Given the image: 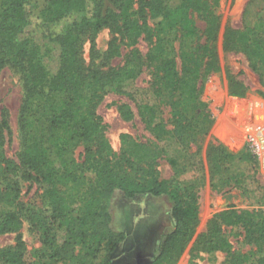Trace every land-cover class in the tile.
I'll use <instances>...</instances> for the list:
<instances>
[{"label":"trees","instance_id":"16d2710c","mask_svg":"<svg viewBox=\"0 0 264 264\" xmlns=\"http://www.w3.org/2000/svg\"><path fill=\"white\" fill-rule=\"evenodd\" d=\"M219 1L181 0L169 5L166 0H143L136 8L134 0H45L39 14L30 0L2 1L0 72L6 66L21 72L24 93L17 159L5 151L13 135L10 112L4 107L0 113V233L17 232L14 245L0 248V264L69 260L75 264H117L109 256L125 234L112 228L108 201L118 189L128 198L143 193L169 196L173 229L162 238L153 260L141 264L179 259L199 221L198 190L193 184L182 186L175 177L161 178L157 157L167 145H190L194 136L206 134L212 127L202 91L208 74L219 68L211 44L219 26ZM262 5L264 0H254L250 6L254 12L248 14L259 15L257 8ZM197 16L207 25L205 42L201 41ZM249 22L244 30L227 31L226 46L262 53V41ZM108 25L122 37V43L133 45L142 35L151 41L146 63L153 78V100L139 101L138 111L155 137L150 144L156 149L130 135L123 136L122 157L140 160L146 166L144 175L129 180L115 170L118 154L106 136L97 106L109 89L127 93V84L138 72L129 63L122 67L109 64L108 60L121 55L118 37L104 52L106 64L95 60L87 64L83 57L86 32L96 34ZM176 38L184 45L179 54L173 48ZM92 53L93 58L98 55L95 46ZM232 93L242 95L243 91ZM162 105L170 110L167 121L161 116ZM120 112L125 118L133 115L127 104L120 106ZM38 123H42V133L37 132ZM227 155L257 163L255 155L245 149ZM19 177L34 181L42 190L39 206L20 200ZM233 179L255 207L231 206L217 212L192 250H221L227 255L223 264H264V185L245 173ZM22 214L31 229L41 233L44 251L28 252L20 232ZM229 226L244 230L245 241L257 247L255 257L234 248L226 230Z\"/></svg>","mask_w":264,"mask_h":264},{"label":"rangeland","instance_id":"374dc122","mask_svg":"<svg viewBox=\"0 0 264 264\" xmlns=\"http://www.w3.org/2000/svg\"><path fill=\"white\" fill-rule=\"evenodd\" d=\"M3 0H0V8ZM33 10L41 13L45 0H30ZM136 8L143 0H134ZM167 4L175 5L181 0H166ZM254 0H220L217 8L219 26L214 34L213 43L218 58L219 68L211 70L202 91V99L212 121L208 133L194 136L190 145H167L166 151L157 157L156 167L160 177L171 179L175 177L179 183L193 184L198 190L200 205L199 221L192 240L176 262L163 264H223L226 253L221 250L210 252L192 250L198 236L207 230L209 220L219 211L234 206L237 209H253V199L243 193L241 188L234 185V176L245 173L255 176L261 185H264V169L257 154L254 153L246 139V129L242 122L249 110V105L264 101V52L248 53L238 47L226 46V33L244 30L250 20L254 35L258 36L264 46V5L257 8L259 15L253 13L251 4ZM197 25L202 36L201 41L207 40V25L202 17L197 16ZM118 37L121 45V55L108 60L115 67L129 65L136 69L138 75L127 84V93H118L107 90L97 106L98 113L106 124V136L113 150L118 154L114 163L116 172L122 179L140 178L146 173L145 163L133 158H123V136L130 135L140 143L151 145L154 135L146 127L138 111V102L143 99H152L151 85L153 78L147 65L146 55L151 47V41L142 35L137 43H122V37L115 32L113 26L108 25L98 33L91 31L84 35L83 57L87 64H106L103 59L109 42ZM182 45L181 39L174 40V53L179 54ZM98 52L93 58L92 48ZM184 46V45H182ZM243 91L242 95L232 92ZM24 93L22 73L11 66L4 67L0 72V113L6 107L10 112L13 135L8 138L5 151L7 156L17 159L19 149L18 128L21 116ZM129 105L133 110L131 118H125L120 112V106ZM240 109L236 111L235 106ZM264 113V108L262 109ZM169 108L162 105L161 116L165 121L171 118ZM259 122L256 115L252 119ZM264 119V118H263ZM42 123H38V133L43 132ZM169 126L170 122H169ZM216 147H220L216 148ZM220 150V152L214 151ZM248 150L256 157L255 162H241L228 154H236ZM82 147L76 150L79 154ZM21 197L26 205H40L42 190L32 180L18 178ZM227 180H232L228 183ZM215 183L213 185L212 183ZM176 183V181L174 182ZM112 215V228L123 232L124 239L119 242L109 258L117 264L146 263L156 256L162 238L173 229L170 216L172 201L168 195L155 196L152 194H138L128 198L121 190H117L108 201ZM229 239L234 248L241 249L251 257H255L257 247L245 241V232L240 226L226 227ZM20 232L25 241L28 252L44 251L42 235L32 230L29 220L22 214ZM17 232L0 233V248L12 246L16 243ZM77 250L76 253H78ZM54 264H75L74 260L57 261Z\"/></svg>","mask_w":264,"mask_h":264},{"label":"built area","instance_id":"2783aa9c","mask_svg":"<svg viewBox=\"0 0 264 264\" xmlns=\"http://www.w3.org/2000/svg\"><path fill=\"white\" fill-rule=\"evenodd\" d=\"M254 104V103H253ZM249 105V110L246 112L242 126H245L246 129V139L249 141L253 151L257 154L262 168L264 169V113L262 112L264 108V101ZM236 111L240 109L239 105L235 106ZM256 115L259 122L254 121L252 116Z\"/></svg>","mask_w":264,"mask_h":264}]
</instances>
